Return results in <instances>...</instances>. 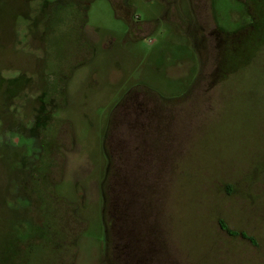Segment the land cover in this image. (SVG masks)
<instances>
[{
    "label": "rangeland",
    "instance_id": "374dc122",
    "mask_svg": "<svg viewBox=\"0 0 264 264\" xmlns=\"http://www.w3.org/2000/svg\"><path fill=\"white\" fill-rule=\"evenodd\" d=\"M45 1L50 9L77 3ZM40 2L0 0V257L4 236L14 237L15 227L25 231L30 219L49 239L35 244L31 264H41L40 248H52L51 235L59 241L57 253L76 254L65 264H98L101 184L105 178L112 185L111 172L120 167L121 184L148 201L165 264H264V0L203 6L198 19L207 26L195 42L188 32L160 24L153 32L143 24L132 42L109 1L91 0L76 33L88 43L85 50L65 23L50 20L53 33L41 39ZM128 3L140 20L155 13L151 2ZM68 7L57 21L67 20ZM59 79L52 123L35 141L43 153L20 164L26 149L5 150L18 139L9 132L30 135L39 99L46 95L50 102ZM139 87L160 94L155 99L165 110L161 156L145 160L128 155V128L109 124L120 102H134L125 94ZM61 217L68 221L64 232ZM65 238L71 244L64 246Z\"/></svg>",
    "mask_w": 264,
    "mask_h": 264
},
{
    "label": "flooded vegetation",
    "instance_id": "af4514ba",
    "mask_svg": "<svg viewBox=\"0 0 264 264\" xmlns=\"http://www.w3.org/2000/svg\"><path fill=\"white\" fill-rule=\"evenodd\" d=\"M75 1L79 3L78 0ZM108 1L113 7L115 17L121 18L125 25L126 38L132 42L138 40L132 33L136 30H143V24H149L146 27L151 29L152 32L159 24L164 27L167 25L178 31V33H183V35H186L185 33L188 32L189 40L192 42L200 40L201 33L206 30L207 24L198 19L197 12L203 6L214 7L213 0H144L145 2L153 3L155 13L153 17L140 20L134 14V9L129 5L128 0ZM241 3L248 16L245 2ZM181 5L185 7V10L182 9L185 13L181 12ZM214 24L216 29L219 28L216 23ZM80 47L85 50L88 47V43H85L83 39V44ZM151 92H153L152 89L145 87H139V90L135 91L129 90L125 95L133 96L134 102L129 104L120 102L113 112L114 117L112 114L109 122V124L112 122V125L116 127L128 128L127 145L131 154H127L133 157L134 160H145L150 156H161L157 144L162 143L163 139V128H165L163 112L165 110L160 104H157V99H155L156 95L160 94L156 93L155 95ZM147 93H151L154 98ZM50 100L54 101V98L52 97ZM122 107L125 110H122ZM107 132L108 129L105 132V136ZM37 137V135L30 134L25 136L20 143H18L20 141L18 137L16 143L12 145L6 143L5 150L7 147L17 148L18 152H24V149H26L27 155L18 158L20 164L23 162V159L30 155L33 156L34 153L37 154L36 159L38 160L43 153V149L35 146ZM104 153L107 161L105 176H107L110 161L109 152L105 150V145ZM51 157V152H49L46 155V162H49L52 159ZM120 169V167H115L112 172L110 171L114 179V183L111 186L108 182L106 183L105 178L101 184L103 202L101 224L104 236L102 253L99 256L98 264H165V252L162 249V242L158 236L155 221L150 220L146 215L148 201L145 198H140L135 193L133 187L121 184L120 172L122 174L123 169ZM104 189L106 193H103ZM106 194H109V202L107 201ZM104 214L108 215L105 216ZM106 219H109L107 224L105 223ZM24 223L27 226L30 225L29 227L32 231L28 230L29 227L25 231H19L15 227V232L10 229L14 237L11 238V234L8 231L6 236H4L3 264H31L34 261L35 244H39L40 241L44 243L43 245L48 244L49 239L45 240V236L39 232L40 229H44L43 225L39 224V229H37L35 221L29 219L25 220ZM60 224L62 226L61 231H66L68 227L66 226L68 224L66 218L61 217ZM47 231V234L53 233L50 225L47 227ZM33 240H37L38 243L34 242L32 244L31 241ZM50 240L52 248L48 249L52 250L51 252L46 247L40 248L37 246L43 254V257L39 259L41 264H65L69 255L70 259L68 258V261L71 259L75 260L76 254L71 256L67 249L66 253H57V250L60 248L57 245L59 241L56 239V236L51 235ZM68 240V238H65L64 242H62L64 246L71 244ZM23 245L30 246L24 247Z\"/></svg>",
    "mask_w": 264,
    "mask_h": 264
},
{
    "label": "trees",
    "instance_id": "16d2710c",
    "mask_svg": "<svg viewBox=\"0 0 264 264\" xmlns=\"http://www.w3.org/2000/svg\"><path fill=\"white\" fill-rule=\"evenodd\" d=\"M78 1H79V3L67 2V3H64V4L58 5L56 8L50 9L49 5H47V4H49L50 1L41 0V2H40V6L41 7L39 8L40 12L38 14V16H40V17L36 16V18L38 17V19H39L38 21L40 22V23H38L39 26L43 27V31H42L43 33H42L41 39L43 37H45V39H46L48 37V35L53 33V31L50 29L51 21H53L52 23L55 22L56 23L55 25H63L65 23L63 26L68 24L70 29H71L70 36L75 38V41H76L77 44H79V46H82V44H83V36L82 37L81 36L78 37V36H76V33L78 34V32L80 31V29H78V28L82 29V27L87 22L86 11L88 9V6H89V3L91 2V0H78ZM69 5L71 6V8L68 7ZM65 6L68 7L67 10H69V13H70V14H68L69 17H67V20H65V22H59L56 19H57L58 15L60 14V12L63 9H65L64 8ZM44 9H48V10L46 11ZM34 24H37V20H36V22ZM65 28H66V26H65ZM60 72H61V74H63L62 71H60ZM61 83H62V80L59 79L56 82L54 88L52 89L53 90L52 94L54 93L53 98H54V96H56L55 93H60V95H61V91H62ZM14 93L15 92H13V96H16V94H14ZM52 94H50V96ZM44 96H46V95H44ZM44 96H42V98L39 99V103H40L41 106L36 110V113L34 115L36 118L34 117L35 119H34V121H32L33 123H32L31 128L28 130V133L33 134V135H37V136L43 134L46 137L47 130H48V128L51 125L52 120H53L50 115L55 111L54 109H56L57 106L55 107L53 105V103H52L53 101H51V100H50V102H45V97ZM48 106L50 107V111H47V107ZM9 128L11 129V127H9ZM18 129L19 128H16V130L14 132H12V130H11V132H9V134L18 136L20 142H22L23 138H25V136L21 135L18 132H16ZM2 137H3L2 134H0V141H1L0 142L1 143L0 146H3V138ZM24 144H26V143H24ZM40 180H43L42 177L39 179V181ZM110 186H111V184H110ZM227 232L230 235H234V233L231 232V231H227ZM2 262H3V257H2Z\"/></svg>",
    "mask_w": 264,
    "mask_h": 264
}]
</instances>
